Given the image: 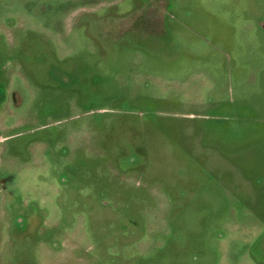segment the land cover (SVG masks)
Wrapping results in <instances>:
<instances>
[{
    "label": "rangeland",
    "instance_id": "obj_1",
    "mask_svg": "<svg viewBox=\"0 0 264 264\" xmlns=\"http://www.w3.org/2000/svg\"><path fill=\"white\" fill-rule=\"evenodd\" d=\"M0 264H264V0H0Z\"/></svg>",
    "mask_w": 264,
    "mask_h": 264
}]
</instances>
